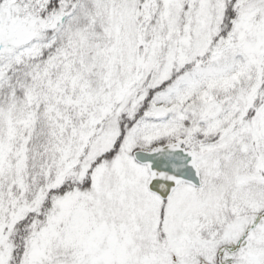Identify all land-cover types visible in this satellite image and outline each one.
I'll use <instances>...</instances> for the list:
<instances>
[{"label":"snow or ice","instance_id":"obj_1","mask_svg":"<svg viewBox=\"0 0 264 264\" xmlns=\"http://www.w3.org/2000/svg\"><path fill=\"white\" fill-rule=\"evenodd\" d=\"M0 264H264V0H0Z\"/></svg>","mask_w":264,"mask_h":264}]
</instances>
